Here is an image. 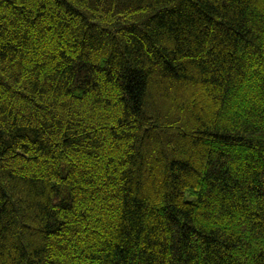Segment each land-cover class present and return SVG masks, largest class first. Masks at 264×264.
<instances>
[{
	"label": "trees",
	"instance_id": "16d2710c",
	"mask_svg": "<svg viewBox=\"0 0 264 264\" xmlns=\"http://www.w3.org/2000/svg\"><path fill=\"white\" fill-rule=\"evenodd\" d=\"M0 264H264V0H0Z\"/></svg>",
	"mask_w": 264,
	"mask_h": 264
}]
</instances>
